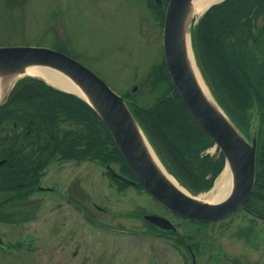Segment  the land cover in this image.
Listing matches in <instances>:
<instances>
[{"label": "rangeland", "instance_id": "obj_1", "mask_svg": "<svg viewBox=\"0 0 264 264\" xmlns=\"http://www.w3.org/2000/svg\"><path fill=\"white\" fill-rule=\"evenodd\" d=\"M131 1L0 0V45L64 47L118 94L150 105L164 85L163 23L146 0L140 6ZM256 15L258 34L264 15ZM245 41L244 49H252V41ZM260 43L264 48V40ZM248 113L251 133L256 111ZM204 152L216 157L219 150L213 144ZM109 165L121 173L118 164ZM41 184L50 188L32 193L27 204L34 217L24 222H11L10 201L0 192V264L190 263L186 248L172 236L185 238L203 223L173 214L139 185H120L98 160L50 161ZM148 212L169 218L177 233L161 235L144 220ZM246 216L243 209L234 212L193 236L200 264H264V222L258 221L256 240L248 242L236 228Z\"/></svg>", "mask_w": 264, "mask_h": 264}, {"label": "trees", "instance_id": "obj_2", "mask_svg": "<svg viewBox=\"0 0 264 264\" xmlns=\"http://www.w3.org/2000/svg\"><path fill=\"white\" fill-rule=\"evenodd\" d=\"M157 10L162 19L164 12L159 7ZM256 11L264 15V0H222L206 10L192 33L198 64L220 106L248 137V111L254 109L259 116L257 170L247 209L263 214L264 48L260 42L264 40V21L256 34ZM246 39L252 41V49H244ZM163 68L164 77L160 72L157 80H164V85L150 105L124 96L167 170L193 193L208 190L224 165V157L220 151L216 157L204 153L213 141L191 118L164 61ZM15 83L0 108V130L4 125L10 127L0 132V158L7 159L0 165V192L7 193L4 202L34 192L43 167L55 160L113 162L121 173L134 178L111 133L88 103L34 76H23ZM19 185L29 190L11 196L13 187Z\"/></svg>", "mask_w": 264, "mask_h": 264}, {"label": "water", "instance_id": "obj_3", "mask_svg": "<svg viewBox=\"0 0 264 264\" xmlns=\"http://www.w3.org/2000/svg\"><path fill=\"white\" fill-rule=\"evenodd\" d=\"M154 1L163 5L161 0ZM191 2V0H168L164 10L162 30L163 55L169 77L191 118L222 151L225 166L232 172L233 182L230 191L218 202L202 201L194 195L186 194L173 184L167 174L163 173L155 163L149 152L151 145L124 97L78 59L58 49L44 46L0 45V75L15 77L13 86L18 78L26 75L24 73L27 67H47L60 72L67 79L68 87L61 88L54 85L77 95L99 115L132 174L148 193L177 215L210 222L230 216L232 212L242 208L250 197L256 173L257 128L252 125L253 130L248 138L214 97L212 96L214 100L212 103L203 93L190 65L188 54V49L193 54L190 44L192 22L189 19ZM10 90L11 88L1 98L0 107L7 99ZM152 151L154 152L153 149ZM158 161L160 162L159 159ZM1 163L3 161H0ZM107 168L112 176L126 182H134L118 174L108 164ZM144 217L156 227L165 230L175 228L168 218L159 214L145 213Z\"/></svg>", "mask_w": 264, "mask_h": 264}, {"label": "flooded vegetation", "instance_id": "obj_4", "mask_svg": "<svg viewBox=\"0 0 264 264\" xmlns=\"http://www.w3.org/2000/svg\"><path fill=\"white\" fill-rule=\"evenodd\" d=\"M13 2H18V0H11ZM130 2L132 3V1L130 0ZM134 2L137 4V5H141V3L143 2V0H134ZM133 2V3H134ZM146 5L148 8L150 7L151 9V13L153 15H156L157 17L159 16V11L157 10L158 9V6L155 5V2H153V0H146L145 1ZM62 50H64L65 52L69 53L67 49H65L64 47H60ZM70 54V53H69ZM75 55H78L79 57L82 55L81 53H78L76 52ZM4 123H2L1 127H3ZM13 126H15V123H13ZM5 129H2L0 130V132H4V130H7L9 131L10 130V127H8V125H4ZM3 127V128H4ZM7 128V129H6ZM5 145L7 146H10V141H6L5 140ZM4 159V162L7 161L6 158H0V161ZM4 162L2 164H4ZM44 169H42L38 179H39V182L37 184V189L34 191H40V190H45V189H48L50 188L49 186L48 187H44L42 186L41 182L44 180V176H45V173H46V168L43 167ZM26 182V181H25ZM18 184H26V183H23V182H19ZM16 185V184H15ZM53 189V188H52ZM29 190V187H27L26 189L25 188H22L21 185H19L18 187H13V192L11 194L12 195H16L18 192H20V194H24L26 193V191ZM50 191H52L50 189ZM34 192H31L29 193L28 195H26V197H21V198H16V199H11L10 200V209H11V212H12V220L11 222L12 223H17V222H24V221H27L28 219H33L34 217V212L32 211V206H28L27 204V200L32 196V193ZM31 207V208H30ZM2 210H6L4 207L1 208V211ZM247 213V216L246 218L242 221V223H240L236 228L238 230H241V233L244 234V236L246 237L247 241L248 242H251L252 238L254 240H256V237H257V233L259 232L258 228H256V226L258 225L259 226V222L258 221H263L264 222V213L263 214H259V213H248V209L247 207L245 206L244 209ZM248 217V218H247ZM3 216L0 214V219H2ZM230 218V217H228ZM226 219V218H225ZM224 220V219H223ZM200 223H203V224H200V227H193L192 229L190 228L188 230V234H187V237L183 238L179 233L178 234H175L173 235L172 237H174V239L176 240V242H180V244H184L186 250H187V260L190 262L189 264H200V258L199 255V250L197 245H196V242L194 240H192L193 237L197 232H200V230H204L206 229L207 227L209 228V225L208 226H205L207 225L208 223H204V222H201ZM224 225V224H223ZM170 231V230H168ZM168 231H164V230H159V233L161 235H168V233L172 234L171 232H168ZM168 232V233H166ZM174 233V232H173ZM175 233H177L175 231ZM256 243V242H255ZM255 245V244H254ZM204 264H207L204 263Z\"/></svg>", "mask_w": 264, "mask_h": 264}, {"label": "bare ground", "instance_id": "obj_5", "mask_svg": "<svg viewBox=\"0 0 264 264\" xmlns=\"http://www.w3.org/2000/svg\"><path fill=\"white\" fill-rule=\"evenodd\" d=\"M191 5H190V13H189V19H196L201 15L203 10L209 6L212 2H217L220 0H191ZM188 54H189V61L190 65L192 66L195 75L198 78V82L203 90V93L210 99L212 103H214V100L212 96L210 95L207 86H205V83L202 79V76L199 73L197 65H195L193 54H191L190 49H188ZM28 75H37L42 78H45L47 82H50L51 84H55L61 88L68 87L66 85L67 79L63 77L60 72L56 70H52L47 67H37V66H32V67H27L25 69V73ZM13 76H3L0 75V100L4 96V94L11 88L12 82L14 81ZM149 152L153 156V159L155 163L159 166L161 171L169 177V179L173 182V184L177 185L183 192L186 194L189 193L188 190H186L181 184L177 182V180L174 179V177L170 174L167 173L166 169L163 167V165L158 161V158L156 157L155 152L152 151L151 147H149ZM213 185L209 188L208 191L204 192H199L197 196H195L197 199H200L202 201L206 202H218L224 197H226L230 191V188L232 186V172L229 170V168L226 166L224 169L221 170L219 175L215 178L213 181Z\"/></svg>", "mask_w": 264, "mask_h": 264}]
</instances>
